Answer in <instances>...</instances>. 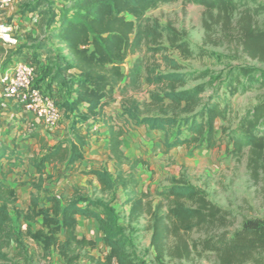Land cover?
<instances>
[{"label":"trees","instance_id":"1","mask_svg":"<svg viewBox=\"0 0 264 264\" xmlns=\"http://www.w3.org/2000/svg\"><path fill=\"white\" fill-rule=\"evenodd\" d=\"M175 1L72 0L57 10L47 0H34L26 6L29 14L37 13L45 20V39L34 49L47 56L52 54L49 60L55 70L53 80L70 89L68 99L57 107L67 126L63 137L44 148L32 162L35 175L26 183L31 191L24 211L17 207V192L6 183V174L0 173V264H32L23 247L26 240L34 243L44 257L55 252L63 264H78L83 252L95 246L92 240L77 236L78 218L97 223L108 249L103 264H139L126 251L123 228L109 203L87 197L77 188L64 201L44 188L45 181L52 178L46 174L48 167L66 169L62 179L78 172L77 164L85 159L91 141L97 139L98 126L107 131V159L112 163V172L100 167L82 174L96 181L101 195L117 190L126 194L127 221L130 224L147 218L150 248L157 258L189 260L193 253H211L218 264H260L256 257L264 254V219H244L240 228L229 234L235 224L232 213L210 201L203 189L183 177L171 179L168 186L153 195L139 192L136 172L145 162L128 158L121 149L123 138L142 127L163 134L166 153L180 147H217L215 124L226 121L229 105H222L215 91L206 95L211 83L195 84L205 80L206 73H182V65L163 54L170 48L183 59L195 55L175 29L146 17L148 11ZM183 1L203 9L205 41L220 46L225 39L249 60L264 62V29L258 25L263 7L249 8L246 0ZM214 29L221 37L213 36ZM163 39L168 48L161 45ZM143 48L152 57L160 55L159 60L149 64L138 57L124 70L126 59ZM22 54L24 47L5 49L0 45V72ZM142 85L148 91L147 100L140 103L128 93ZM255 87L264 89V72L254 75L253 70L241 67L227 73L225 90L229 96ZM117 95L122 98L120 110L108 115L106 109ZM32 138L43 142L38 133ZM228 146V155L234 160L247 152V169L258 182L259 174L264 173V101L239 119L228 137ZM3 160H20L14 146L0 143V163ZM11 213L16 220L39 227L15 232ZM12 244L19 250L20 262H14L4 251Z\"/></svg>","mask_w":264,"mask_h":264},{"label":"rangeland","instance_id":"2","mask_svg":"<svg viewBox=\"0 0 264 264\" xmlns=\"http://www.w3.org/2000/svg\"><path fill=\"white\" fill-rule=\"evenodd\" d=\"M34 0H13L10 6H0V19L11 25L16 35L20 37V46L24 47V57L32 62L35 67L34 86L52 101L56 107L68 99L70 89L60 86L54 81V66L49 60L51 55L44 52L38 53L34 48L45 39L44 19L37 13L30 15L26 6ZM57 10L67 7L72 0H47ZM249 8L259 5L264 8V0H246ZM146 17L156 20L162 27L171 26L182 37L194 56L183 59L169 49L163 54L176 60L182 65V73L188 75L206 73L207 78L198 83H211L206 95L214 91L219 95L222 105L228 104L226 121H216L217 147L212 150L195 149L193 147H180L170 152H165L162 146L163 134L151 132L142 127L129 132L124 138L121 149L130 159H142L145 164L140 165L136 172L137 190L149 192L152 195L159 189L169 185L171 179L183 177L187 183L203 189L209 200L216 205L229 210L235 218V224L230 228L229 234L240 228L244 219H264V173L259 174L258 182H254L247 169V152L240 160H234L228 155V137L235 130L239 119L246 111L259 102L264 101V89L257 87L247 92H239L229 96L225 90V79L229 71L245 67L254 71V75L264 72V62L249 60L241 53V49L229 44L223 39L220 46H213L205 41V32L202 26L203 9L199 6L188 4L178 0L169 4L158 6L148 11ZM260 29H264V14L258 18ZM214 37H221L218 29H214ZM161 45L168 48L165 39ZM198 53H202L201 55ZM141 58L151 64L160 55L152 57L146 49L136 56L128 57L123 66L127 70L136 58ZM10 66L8 71H10ZM5 70V71H6ZM4 72V71H3ZM0 72V76L4 73ZM194 85V83H193ZM148 88L142 85L137 91H130L129 97L143 103L147 100ZM122 98L117 95L116 101L107 109L108 115H115L120 110ZM67 120L61 115L59 121L52 127H45L42 123L28 119L22 111L5 100L0 87V143L11 148L14 146L20 160H14L6 164L4 173L6 183L17 192V207L25 210L29 205V185L26 184L30 176L35 175L32 162L35 161L48 144L53 145L57 139L64 135ZM97 139L91 141L85 159L77 164L78 172L68 179H62L61 173L66 169H46V174L52 178L47 179L44 188L49 192L60 196L64 201L71 198L73 188L90 198H101L116 211L119 224L123 228L126 238V251L131 258L139 264H218L214 254H192L189 260H170L167 257L159 259L150 248L151 233L147 228V218L142 217L138 221L128 223L129 208L124 205L126 194L117 190L113 193L101 195L96 181L91 176H85L83 171L105 167L112 172V163L108 162V142L105 140L107 131L103 126L97 128ZM33 133H38L43 142L32 138ZM17 163V164H15ZM2 168V166H0ZM155 200L154 203H156ZM13 216V213H11ZM28 227L36 230L39 224L27 225L23 220H16L13 216L11 228L17 232L25 231ZM76 234L79 238H86L94 242L93 249L83 252V257L78 264H103L108 253L102 241V234L94 220L78 218ZM193 239L198 235H192ZM23 247L32 264H63L55 252L49 257H44L41 250L31 241L26 240ZM14 262H20L17 256L19 250L15 244L4 250ZM260 264H264V254L256 257ZM246 264H254L252 262Z\"/></svg>","mask_w":264,"mask_h":264},{"label":"built area","instance_id":"3","mask_svg":"<svg viewBox=\"0 0 264 264\" xmlns=\"http://www.w3.org/2000/svg\"><path fill=\"white\" fill-rule=\"evenodd\" d=\"M12 2L0 0V6L7 7ZM20 42L11 25L0 19V45L5 49H16ZM34 79L35 67L22 54L14 60L11 70L0 76L3 96L20 111L34 115L45 127H52L59 121L61 113L52 101L34 87Z\"/></svg>","mask_w":264,"mask_h":264},{"label":"crops","instance_id":"4","mask_svg":"<svg viewBox=\"0 0 264 264\" xmlns=\"http://www.w3.org/2000/svg\"><path fill=\"white\" fill-rule=\"evenodd\" d=\"M30 15H32V14H30ZM8 70H6V71H4L3 73H6ZM23 114L28 118V119H30V120H32V121H34V122H36V123H38V122H40L34 115H32V114H30V113H27V112H23ZM41 123V122H40ZM65 133V132H64ZM63 137V136H62ZM61 137V138H62ZM61 138H59V139H61ZM59 139H57L56 140V142L59 140ZM55 142V143H56ZM54 143V144H55ZM53 144V145H54ZM53 145H50V144H48L47 145V147H51V146H53ZM17 156H19L18 154H17ZM14 162V160H10V161H8V160H3L1 163H0V166H2V168L0 167V173H3V174H5L4 173V170H5V168H6V164H11V163H13ZM15 164H17V163H15ZM32 176H34V175H32Z\"/></svg>","mask_w":264,"mask_h":264}]
</instances>
